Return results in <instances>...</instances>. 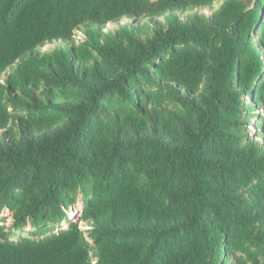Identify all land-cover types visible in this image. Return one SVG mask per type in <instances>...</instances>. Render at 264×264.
Instances as JSON below:
<instances>
[{"label": "trees", "instance_id": "obj_1", "mask_svg": "<svg viewBox=\"0 0 264 264\" xmlns=\"http://www.w3.org/2000/svg\"><path fill=\"white\" fill-rule=\"evenodd\" d=\"M6 210L0 264H264V0H0Z\"/></svg>", "mask_w": 264, "mask_h": 264}, {"label": "rangeland", "instance_id": "obj_2", "mask_svg": "<svg viewBox=\"0 0 264 264\" xmlns=\"http://www.w3.org/2000/svg\"><path fill=\"white\" fill-rule=\"evenodd\" d=\"M152 1H156V0H152ZM215 7H218V5L216 4ZM109 27L113 28L112 26H109ZM78 36L79 37L77 39L78 40L77 42H79L80 39L82 38L81 33H79ZM256 124H257V120L256 119L252 120V124L249 127V129L252 130V131H255L256 130ZM81 200H82V196L79 195V201L73 206V210H72V213H71V216H70V221L64 222L60 228L67 229L69 227V225H70V222H75V223H78V226H79V228L82 231L89 230V227L86 225V223L80 221V218H81V215H82V212H83V203H82ZM3 218L6 220L5 222L2 221ZM3 225L6 226L12 232H14V230L11 229V227L13 225L11 214L7 210L4 211L3 214L0 215V226H3ZM32 232H34V229L31 226H29L23 232L17 233V234H18V236L19 235L30 236V233H32Z\"/></svg>", "mask_w": 264, "mask_h": 264}]
</instances>
